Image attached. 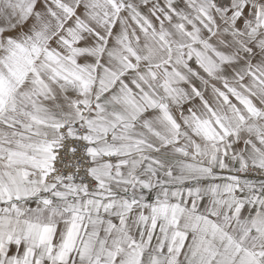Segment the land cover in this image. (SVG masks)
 Instances as JSON below:
<instances>
[{"label":"snow or ice","instance_id":"1","mask_svg":"<svg viewBox=\"0 0 264 264\" xmlns=\"http://www.w3.org/2000/svg\"><path fill=\"white\" fill-rule=\"evenodd\" d=\"M0 264H264V0H0Z\"/></svg>","mask_w":264,"mask_h":264}]
</instances>
